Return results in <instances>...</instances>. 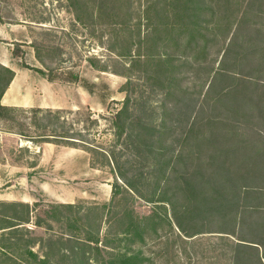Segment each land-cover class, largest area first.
I'll return each instance as SVG.
<instances>
[{
    "label": "rangeland",
    "instance_id": "rangeland-1",
    "mask_svg": "<svg viewBox=\"0 0 264 264\" xmlns=\"http://www.w3.org/2000/svg\"><path fill=\"white\" fill-rule=\"evenodd\" d=\"M152 1L155 0H131V16L126 20L128 32L124 33V39L120 37L118 40L111 26L99 31L103 33L101 39L96 36L99 33L93 36L92 28L78 25L70 0H0V17L16 28L19 39L30 37L44 63L43 66L33 57L31 49L22 51L16 46L11 56V47L5 45L2 48L3 60L18 68L19 75L2 101L7 110L15 111L8 113L13 122L0 120V204H25L33 211V221L20 226L24 227L20 230L10 232L3 245L8 242L20 244L23 240L32 239L35 241L32 250L42 256L45 252L41 242L38 244L37 241L69 233L63 225L46 216L48 209L62 204L84 207L78 218L86 215L87 208L98 207L101 211L102 223L96 222L94 217L91 219L93 231L95 227L100 228V252L94 255L89 264L108 261L118 248L126 252V244L119 243L121 229H124L121 219L129 212L134 217L151 215L158 204L149 203L131 193L114 196V185L125 187L112 159L105 158V153L113 156L121 173L136 183L142 195L150 197L156 189L155 181L161 179V174L170 168L166 166L161 171V165L158 171L159 168L151 164L145 151L138 152L136 134L143 130L148 133V143L153 130H156L155 138H159L157 143L164 152L161 163L173 167L170 175L172 188L180 181L185 184L188 178L194 177L197 181L212 182L217 177L214 169L225 164L232 167L230 183L234 186L245 185L252 191L249 196L242 194L240 205L264 206V201L260 200L263 197H258L264 195V175L254 174L259 170L264 173V157L257 155L253 158L251 152L253 143H261V146L256 145V151L261 152L262 147L264 149V112L256 113L257 109L252 105V102L260 101L264 107V83L261 82V87L259 83H254L260 73L251 72L249 75V68L240 69L238 72L246 79L242 83L234 84L227 78L217 84L213 81L212 85L213 74L209 75L211 65L206 63L197 74L195 71L191 74V69L187 67L179 71L176 77L192 76L185 77L176 87L179 92H175L171 100L165 99L162 86L169 83L165 80L167 74L160 73L162 69L159 67L156 71L145 60L148 47L150 49L153 45V31L157 34L163 25L169 23L167 18L161 23L156 21V5ZM205 1L208 7L209 2ZM170 6L171 0H162L159 8L168 10ZM146 11L150 12L152 22L146 17ZM208 13L201 17L203 22L210 20L214 23L215 18ZM25 22H35L30 26L33 28L31 31L22 29ZM207 22L203 24L205 27H208ZM208 23L212 25V22ZM185 40L179 43L183 45ZM221 41L224 42V39ZM123 42L130 45L125 46ZM159 45H156V51H160ZM170 46L169 52L173 54L184 51L177 48L175 42ZM218 49L219 45L213 48L209 58L216 72L219 65L216 63L221 60ZM119 54L127 58H120ZM134 57H139V62L132 63ZM96 66L106 68L107 72L97 70ZM39 70L44 71L45 75L40 74ZM48 78L53 81L50 82ZM232 87L237 94L219 101L221 93L226 95ZM246 91L252 101L249 104L238 96ZM181 92L186 94L181 97ZM207 92H212L210 97L206 95ZM127 99L134 134L128 130L119 138L113 124L114 116ZM14 104L19 106H12ZM230 108L237 112L233 113ZM49 112L51 116L46 114ZM169 112H173V115L170 116ZM218 119L225 120L230 131L234 129L231 132L234 137L226 142V147L233 150L230 158L220 154L221 144L209 141L219 134L217 130L210 133L209 121ZM66 133L74 138L70 140L76 139L77 142L81 139L87 141L86 145H66L57 139V136ZM20 134L34 139H25ZM39 135H48L50 140L36 139ZM47 141L51 143H45ZM215 156L218 164L212 169L211 157ZM249 168L254 173L246 175ZM244 176L247 179H242ZM206 189L204 186V191ZM259 190L262 193H256ZM104 206L107 207L104 209ZM16 209L21 210L19 207ZM236 209L240 210L239 207ZM0 214L15 215L13 210L4 209H0ZM39 218L41 228L34 225ZM258 221L261 219L255 215L247 220L248 224L238 225L233 218L224 226L225 229L206 222L203 234L194 239L180 237L178 230L167 227L159 232V237L145 234L146 241H137L136 246L132 247L136 252H142L139 256L144 259L143 264H240L241 257L248 254L239 246L249 244L240 240H261L262 232L254 224ZM182 223L189 222L182 220ZM200 225L202 223L197 224ZM5 226L0 223V227ZM26 229L31 230L29 234ZM73 234L78 239H85V233ZM13 257L24 260L18 255Z\"/></svg>",
    "mask_w": 264,
    "mask_h": 264
},
{
    "label": "trees",
    "instance_id": "trees-1",
    "mask_svg": "<svg viewBox=\"0 0 264 264\" xmlns=\"http://www.w3.org/2000/svg\"><path fill=\"white\" fill-rule=\"evenodd\" d=\"M70 1L75 22L84 28H92L93 36L98 34L100 30H104V28L111 26L115 37L118 38V40L120 37L121 39H124V33L126 31L128 32V23L126 20L128 21L131 16V0ZM207 1L209 2L208 7L206 6L205 0H171V6L168 10H162L159 8L160 4H162V0L152 1V4L156 5V21L161 23L163 19L165 20L167 18L169 23L163 25L162 29H160L157 34L153 31V45L150 49L148 47L145 60H147L155 70L159 67L162 69L160 73L167 74L165 80L169 83L162 86L165 90L163 96L167 100H171L173 94L179 92V90L176 91V87L180 86V83L183 82L185 77L189 78L192 76L182 75L181 77H176L177 74H180L179 71L189 67L191 69V74H193L194 71L195 74H197L199 73V68H202L206 63L207 65H211V72H209V75L213 74V77L211 78L212 85L213 81L217 84L220 80L227 78H229L234 84H240V82L242 83L243 80L246 79L240 72H238V70H247L248 68L249 75L252 74L251 72L260 73L258 78L255 79V84L259 83L258 86L261 87V82L264 83V0ZM213 6H215V8H213ZM208 11H210V13H208ZM206 12L210 17L213 19L215 18L214 23L213 21H208L212 22V25L210 26V23L204 21L207 22L208 27L203 25L204 22L201 18L202 16H207ZM146 15L148 20L150 19L152 22L149 11H146ZM128 35L129 33L126 35L127 41L129 40L127 37ZM96 36L102 39L103 33H99ZM185 37L187 38L186 40ZM183 39L186 42L182 45L179 42ZM223 39L224 42L221 41ZM160 41L162 43H160ZM173 42H175L177 48H183L184 51L182 53L180 51L179 54L169 52L171 48L170 45L173 44ZM158 44H160V51H156L155 48ZM124 45L129 46L130 43H124ZM217 45H219V51H217V53L221 57V60L219 63L217 62L218 60L215 61L217 62L216 64H219L216 72L215 67L213 66L214 64L212 65L209 58L212 56V49ZM35 50L37 60L44 66L39 51L36 48ZM186 52L189 53L186 54ZM119 56L120 58L126 57V55L123 54H119ZM135 58L136 57L132 59V63L139 62V57H137V59ZM252 65L254 66L252 67ZM96 69L101 72H107V69L104 67L99 69L96 66ZM176 71H178V73ZM38 72L45 75L44 71L39 70ZM256 77L257 75H255V78ZM14 78L15 72L0 64V120L3 119L7 122L14 121L12 117L10 118L8 116V113L10 112L9 114H11L15 110H7L2 105V101ZM48 80L50 82L53 81L52 78H48ZM77 80L78 78L76 77L75 81ZM237 87H239V85H237ZM262 88H264V85ZM181 94H183L181 95V97H183L186 93L181 92ZM211 94L212 92L206 93L209 97ZM234 94L237 93L232 87L226 95L221 93L218 100L222 101L224 97L234 96ZM238 96L246 104L252 102L247 95V91L245 94H240ZM252 105L257 109L255 111L256 113L261 114L264 112V107L260 101L252 102ZM233 108H230L231 111L236 113L237 111ZM46 114L51 116L50 114L52 113L49 112ZM169 114L172 116L173 112H169ZM131 120L132 116L129 113V99H127L123 108L114 116L113 124L119 138H121L128 130H130L132 135L134 134V127ZM209 122L211 127L210 133H215L216 130L219 132L215 139H210L209 141L213 144L214 142L221 144L220 154L224 156V158H230L233 150L232 148L226 147V142L234 137L231 133L234 129H231L230 131L227 126L228 123L225 120L221 121L218 119L217 121ZM155 132L156 130H153L149 143L147 142L148 136L146 135L148 133L146 131L143 130L136 134L138 152L144 153L145 151V154L149 155L152 165L156 164V167L158 168L162 165L163 167L161 171H163L166 166L170 168L168 172L164 171L161 174V179L155 181L156 189L153 190L150 197L142 195L136 183L130 181L123 173H121L113 156L104 152L105 158L112 159V163L116 166L119 177L123 181L125 187L124 189L119 184L114 185V196L123 192L129 195L134 194L140 196V198L149 203L158 204V208L151 215L145 217H134L131 212L125 214L123 219H121V222H126V224L122 222L124 229H121L122 234L120 235L121 239L119 240V243H125L126 245H124V247H127V251L123 252L118 248V250L115 251L116 254H112V258L108 261L103 260L100 264H143L144 259L139 256L142 252H136L133 247L136 246L137 241H146V239H144L145 234L159 237V232L165 230L167 227L171 230H174V228L175 230H178L180 237L194 239L203 234L202 229L206 227V225H204L206 222L207 224H217L218 226H222V229H225L224 226H226L230 219L234 218L235 223L238 225H246L248 224L247 220L252 219V216L256 215L261 221L254 224L257 226L258 231L264 233V206L259 205L247 207L246 205H240L239 202L242 194L249 196V192L252 191H249L245 185L240 186V184H236L234 186L230 183L233 178L231 166L224 164L214 169V166L218 164L216 156L211 157V168L217 172L215 173L217 177L214 178L212 182H203V180L197 181L194 177L188 178L185 184L180 181L176 187L172 188L170 175L173 171V167L171 168L172 165H164L161 163L164 152L160 147V143H157V141L160 140L159 138H155ZM20 135L28 140L34 139L27 135ZM47 136L48 135H39L35 138L50 140ZM79 136L82 137L80 133ZM57 137V139H60V141L64 142L66 145L69 143L74 145H86L87 143V141L81 139H78L79 141L77 142L75 141L76 139L70 140L74 138L68 137V133ZM132 137L133 136H131V138ZM45 143L51 142L47 141ZM135 143L136 149L137 142ZM256 145L261 146V143H253L251 145L253 158L257 157V155L264 157L263 147L261 152L260 150L256 151ZM218 149H216V151ZM139 154L142 155L141 153ZM158 171H160V168ZM245 173L246 175H250L254 172L252 171V168H249ZM257 173L259 175H264L262 170L256 171L254 174L257 175ZM242 179L247 178L244 176ZM148 183L153 185L151 182ZM148 183L146 185H148ZM204 186L207 187L205 191ZM243 189H245V191L242 193L241 191ZM259 192L262 193L261 190L256 191V193ZM236 194H241V196H236ZM258 197H263L260 200L264 201V195L260 194ZM16 207L21 208V210H17ZM106 207L107 206H104L102 208L105 209ZM236 207H239L240 210L236 209ZM83 208L84 207L76 205L60 204L52 206L51 209L47 210L46 216L48 219H54L56 222L63 225L66 230L68 229L69 233H63L57 237L52 236L48 239L37 241L38 244L41 242L40 245H42L45 252L40 256L32 250L31 246L35 243L32 239L28 241L23 240L24 242H20V244L8 242L3 245V241L7 239L6 237L10 232L20 230L21 228H24L20 226L28 225L33 221L31 218L33 212L32 208L25 204H19L18 206L15 204H0V209L6 211L13 210L15 214L14 216L0 214V223L2 222L7 225L5 227H0V231H2L0 238V243L2 244L0 245V264H20V262H22V264H89L94 258V255L100 252L99 246L102 243V240H100L99 237L100 228L98 229L95 227L93 231V223L91 224V219L94 217L95 221L99 223H102V220H100L101 211L98 207L87 208L86 215L78 218L77 215L80 214V211ZM205 212H207V214H205ZM182 220L189 223L183 224ZM41 222L42 221L39 218L34 222V225L41 228ZM198 223H202V225L199 227L197 226ZM29 231L31 230L26 229L28 234ZM73 233H85V239H78L77 235ZM262 233L261 240L258 238L259 241L240 240L249 243L240 244L239 246L240 249H243L248 254L246 257H241V261L239 260L240 264H264V234ZM13 255H18V257H21L24 260L19 261L18 259H14ZM86 255H89V257L86 258Z\"/></svg>",
    "mask_w": 264,
    "mask_h": 264
},
{
    "label": "crops",
    "instance_id": "crops-1",
    "mask_svg": "<svg viewBox=\"0 0 264 264\" xmlns=\"http://www.w3.org/2000/svg\"><path fill=\"white\" fill-rule=\"evenodd\" d=\"M24 24H25V26H23L22 29L25 31H31L33 28L30 26L35 25V22L34 23L33 22H31V23L25 22ZM5 45L12 48L10 50L11 56H13V52H14L16 46L19 47V49H21L22 51H24L25 49H31L33 57H36V50L33 47V41L30 40V37H23V38L19 39L18 36H16V28L14 26H12V24H10L9 21L0 17V64L7 67V68H11L15 72V78H14L12 84L10 85L9 89L7 90V92H9L13 88L19 74H18V68L14 67L11 63L9 64V62H6V60H3V53H1V52H2V48H4ZM48 84H50V83H48ZM2 105H3V103H2ZM12 106L16 107L19 105L14 104ZM49 108H56V106H49ZM57 108H59V107H57Z\"/></svg>",
    "mask_w": 264,
    "mask_h": 264
}]
</instances>
